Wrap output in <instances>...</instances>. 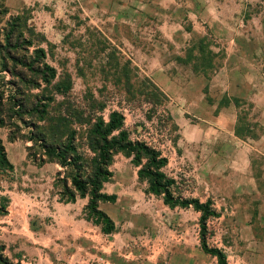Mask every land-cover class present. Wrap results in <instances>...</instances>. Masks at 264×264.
Here are the masks:
<instances>
[{"label":"rangeland","instance_id":"374dc122","mask_svg":"<svg viewBox=\"0 0 264 264\" xmlns=\"http://www.w3.org/2000/svg\"><path fill=\"white\" fill-rule=\"evenodd\" d=\"M13 29L12 36L23 34L22 40L32 45L28 51L30 44H23L14 54L29 56L45 49L48 64L58 70L56 84L73 87L67 98H57L58 103L88 112L86 122L70 125L80 133L81 144L94 122L87 121L94 120V115L108 122L112 113L124 114L131 140L148 143L168 159L164 172L177 181L173 190L177 195L213 202L220 216L209 222L210 246L222 250L229 264H264L261 116L253 110L252 102L235 99L240 114L235 136L217 125L203 124L196 114L202 106H192L186 98L189 90L195 89V79L210 81L226 68H246L250 60L257 61L263 75L264 0H62L32 3L17 11L10 8L9 0H0V47ZM3 64L0 59V84L13 80ZM146 80L165 95L163 105L135 99V91L144 90ZM20 86L21 95H17L25 112L12 122L21 132L7 127L0 136L8 154L18 158L27 153V161L19 171H0V200L17 192L30 198H41L48 191L60 194L62 179L69 172L57 163L42 165L47 159L42 143L30 140L43 126L39 116L32 115L35 98L48 95L52 88L42 93ZM3 90L7 98L17 92L13 85L4 84ZM215 90L208 85L202 102H219L221 109L233 102L223 90ZM102 107L105 110L97 113ZM52 165H59L57 175ZM110 170L117 181L112 180L108 190L116 188L124 197L126 217L109 241L126 246L135 215L136 248L148 242H185L177 239L188 233L184 228L189 231L188 241L202 247L201 214L163 209L155 218L152 209L164 208L163 199L148 193L149 185L140 179L141 167L134 157L118 154ZM3 227L0 223V246L6 247L4 255L13 264L73 261L69 250H38L27 235ZM157 229L153 236L152 230ZM78 261L85 264L86 259L82 256ZM203 264H219V260L204 252Z\"/></svg>","mask_w":264,"mask_h":264},{"label":"trees","instance_id":"16d2710c","mask_svg":"<svg viewBox=\"0 0 264 264\" xmlns=\"http://www.w3.org/2000/svg\"><path fill=\"white\" fill-rule=\"evenodd\" d=\"M5 13H9L6 8ZM16 20L21 22L20 18ZM14 32L13 29L7 34L4 44L0 47V59L4 62L3 69L8 71L13 78L12 81L3 80L0 84V131L9 127L21 132L20 126L12 122L16 118L21 119V113L25 112V106L17 95H21V84L29 91L40 89L42 93L52 88V92L48 95L43 94L35 98L37 105L32 115H38L43 126L38 127L42 132L35 137L33 135L30 140L42 143L40 146L44 148V156L47 158L42 160V165L57 163L69 171L62 179L61 200L65 203H75L78 196L89 197V204L84 211L85 219L99 227L104 235L115 234L117 225L101 209V205L117 202V196L104 193V187L114 178L110 167L115 156L124 153L129 157H134L135 164L141 167L139 177L148 183L149 194L162 198L164 204L172 210L193 209L201 214V244L204 252L217 258L219 264H229L225 253L218 248H212L208 242L209 222L220 216L213 202L202 203L199 199L177 195L173 191L177 186V181L169 178L164 172V168L169 163L168 159L161 151L151 147L148 143L132 141L126 129V117L120 112L112 113L108 122L105 118L94 115L96 116L94 120L87 121L94 122L90 130L85 133V143L81 144L80 133L73 130L70 125L73 122L80 124L86 122L85 115L88 112L82 109L73 110L71 105L64 102L58 103L57 98H67L73 87L71 84H56L59 76L58 70L48 64L45 49H37L29 56L14 54L13 50L17 52L23 49V44H30L26 48L28 51L32 47L31 43L25 39L22 40L23 34H20V38L12 36ZM30 73L36 78H30ZM4 84L13 85L17 91L16 94L9 95L7 98L3 90ZM144 88V90L135 91V99L141 97L149 104L156 101L160 106L165 103V95L151 81L146 80ZM56 104L59 108L53 111L52 107ZM104 110L105 108L102 107L97 113ZM37 142L36 145H38ZM13 170L14 166L8 159L4 142L0 136V171ZM9 203V198H1L0 219L8 215ZM5 250V246H0V264H13L5 257Z\"/></svg>","mask_w":264,"mask_h":264},{"label":"crops","instance_id":"0c3cea01","mask_svg":"<svg viewBox=\"0 0 264 264\" xmlns=\"http://www.w3.org/2000/svg\"><path fill=\"white\" fill-rule=\"evenodd\" d=\"M53 1L62 0H9V4L12 10L17 11L28 4L51 3ZM250 62L251 65H246V68H226L210 81L195 79L193 82L195 89L189 90L186 98L192 102V106H202L203 110L196 114L201 118L203 124L217 125L219 129L236 136L240 114L239 107L234 102L235 99L252 102L253 110L261 116V122L264 123V72L261 75V68L256 60H250ZM208 85L216 90H223L233 102L222 109L219 102L203 103L201 99L203 95L206 96L204 90ZM206 127L208 126L206 125ZM245 144L247 145V143ZM250 148L253 149L251 146ZM243 152L247 153V148ZM8 153V159L17 171H19V167L25 166L27 153L19 155L18 158H13ZM52 166L56 170L54 175H57L60 169L59 165ZM54 180L55 178L52 179V181ZM114 181H117V175L114 176L113 183ZM111 184V182L105 184L104 193L109 196H117V202L102 204L101 209L115 221L118 231L120 230L119 224H122L126 217L123 210L124 197H121L116 188L108 190ZM9 200L8 215L1 218L3 221H0L4 225L3 228L27 235L28 241L30 238L32 243L37 245L38 250L50 249L52 253L69 250L73 258L70 264H78V260L82 256L86 259L85 264H203L204 262L203 248L188 241L186 234L189 231L186 228L184 231L188 233L177 236V239L184 238L185 242H168L159 245L148 242L146 245L143 244V247L136 248L135 215L131 223L132 229L127 233V245L109 241V237H113V235H104L99 227L85 219L84 211L89 204V197L78 196L75 203H65L61 200L60 194H52L51 191L41 198H30L25 196V193L17 192ZM162 205L164 208L159 206L158 209H152L155 218L160 212L162 213L163 209L172 213L179 211L172 210L164 203ZM181 211L191 213L194 210ZM157 222H159V218ZM196 226L198 227V224ZM158 231V229L157 231L152 230L151 233L154 236Z\"/></svg>","mask_w":264,"mask_h":264}]
</instances>
